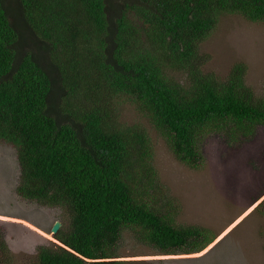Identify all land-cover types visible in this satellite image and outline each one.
<instances>
[{
	"label": "trees",
	"instance_id": "1",
	"mask_svg": "<svg viewBox=\"0 0 264 264\" xmlns=\"http://www.w3.org/2000/svg\"><path fill=\"white\" fill-rule=\"evenodd\" d=\"M11 8L0 0V144L17 151L18 196L70 218L54 235L65 247L44 239L38 264H140L120 260L125 233L153 256L207 249L219 235L177 224L146 130L119 123L115 103L132 98L193 169L211 135L235 148L254 139L264 93L247 84L244 63L225 81L206 73L201 44L224 14L264 23V0H18ZM9 252L0 234V264L11 263Z\"/></svg>",
	"mask_w": 264,
	"mask_h": 264
},
{
	"label": "rangeland",
	"instance_id": "2",
	"mask_svg": "<svg viewBox=\"0 0 264 264\" xmlns=\"http://www.w3.org/2000/svg\"><path fill=\"white\" fill-rule=\"evenodd\" d=\"M8 4L14 10L18 0H8ZM201 52L210 57L204 71L222 81L236 64H246L247 84L258 96L263 95L264 23L224 14L201 44ZM175 78L184 83V75L176 74ZM115 105L119 123L146 130L157 171L155 181L176 205L177 224L204 227L219 235L200 253L153 256L148 254L149 248L125 233L119 247L121 256L126 257L120 260L140 264H264V127L239 148L220 136H209L202 145L201 166L193 169L177 160L170 141L132 98L120 95ZM20 177L15 147L0 144V234L10 250L3 258H11L10 264H38L39 245L46 243L44 239L54 241L49 233L57 222L60 230H68L70 218L63 207L41 206L20 198Z\"/></svg>",
	"mask_w": 264,
	"mask_h": 264
},
{
	"label": "water",
	"instance_id": "3",
	"mask_svg": "<svg viewBox=\"0 0 264 264\" xmlns=\"http://www.w3.org/2000/svg\"><path fill=\"white\" fill-rule=\"evenodd\" d=\"M60 227H61V224L57 222V223L54 225L53 229H52V233H53V234L58 233L59 230H60Z\"/></svg>",
	"mask_w": 264,
	"mask_h": 264
},
{
	"label": "clouds",
	"instance_id": "4",
	"mask_svg": "<svg viewBox=\"0 0 264 264\" xmlns=\"http://www.w3.org/2000/svg\"><path fill=\"white\" fill-rule=\"evenodd\" d=\"M255 205V204H254ZM61 228V227H60ZM40 230V229H39ZM60 231V230H59ZM51 236H52V239H54V241H55V243H57V244H59V245H61V246H64L63 244H61L59 241H57L55 238H54V235L55 234H53L52 232L51 233H49ZM57 234V233H56ZM48 240V239H47ZM51 241V240H50ZM54 241H52V242H54ZM65 247V246H64Z\"/></svg>",
	"mask_w": 264,
	"mask_h": 264
},
{
	"label": "bare ground",
	"instance_id": "5",
	"mask_svg": "<svg viewBox=\"0 0 264 264\" xmlns=\"http://www.w3.org/2000/svg\"><path fill=\"white\" fill-rule=\"evenodd\" d=\"M245 3V2H244ZM239 4H241V3H239Z\"/></svg>",
	"mask_w": 264,
	"mask_h": 264
}]
</instances>
